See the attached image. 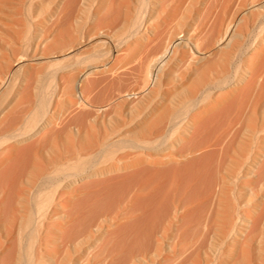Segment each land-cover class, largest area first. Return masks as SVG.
<instances>
[{
	"label": "bare ground",
	"instance_id": "6f19581e",
	"mask_svg": "<svg viewBox=\"0 0 264 264\" xmlns=\"http://www.w3.org/2000/svg\"><path fill=\"white\" fill-rule=\"evenodd\" d=\"M0 264H264V0H0Z\"/></svg>",
	"mask_w": 264,
	"mask_h": 264
}]
</instances>
